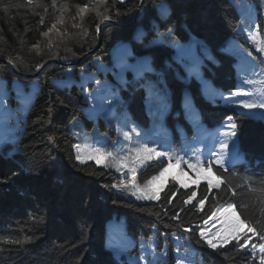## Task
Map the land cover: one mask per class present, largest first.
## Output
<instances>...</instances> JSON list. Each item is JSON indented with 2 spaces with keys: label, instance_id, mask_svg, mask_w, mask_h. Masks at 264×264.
I'll use <instances>...</instances> for the list:
<instances>
[{
  "label": "trees",
  "instance_id": "16d2710c",
  "mask_svg": "<svg viewBox=\"0 0 264 264\" xmlns=\"http://www.w3.org/2000/svg\"><path fill=\"white\" fill-rule=\"evenodd\" d=\"M245 1L251 6L247 10L240 7V0H125L123 4L118 0H55V7L53 0H33L32 4L28 0H0V78L10 86L14 80L38 84L21 121L18 141L0 148V238L22 241L14 244L0 239V264H129L128 256L140 257V242L150 239L164 254L158 264H176L175 238L180 235L193 245V264H259V251L253 253L251 248L252 243H260L258 237H253L243 251H237L235 241L217 251L209 248L199 232L213 212L228 204L247 201V210L238 207L241 219H264L259 200L252 198L243 185L245 178L253 186L264 182V117L243 115L246 112L223 98H207L201 82L188 73L191 67L201 68L204 77L220 87L223 95L240 88L236 57L223 46L234 37L250 49L240 34L244 20L255 25L254 34L260 29L262 38L257 37L264 39V0ZM160 3L169 8L166 18L159 14ZM84 5L89 11L78 16L77 6ZM105 14L112 19L101 23ZM61 19L63 24L59 23ZM52 24L58 31L43 36ZM169 28L174 40L168 38ZM120 43L130 44L134 58L149 56L153 72L143 78L129 75L125 85L119 87L121 98L115 103L114 115L95 121L84 113L88 102L80 85L61 88L53 81L65 79L68 70L76 78L94 72L99 79L108 76L114 80L110 74H102L95 63L113 67L112 50ZM10 58L17 72L5 63ZM38 64L43 65L42 72L30 78L40 70ZM148 77L167 87L169 111L164 121L179 150L184 137L191 139L197 134L184 111L186 92L198 108L205 129L229 123V116L233 118L238 150L244 156L242 162L229 168L239 174L234 180L241 185L237 195H224L215 189L208 193L207 182L197 186L183 183L187 187H182L172 178L157 200L128 198V190L119 188L132 183L131 172L75 160L74 144L98 141V137L79 141L75 131L108 136L105 148L114 153L117 123L122 116L129 114L132 120L148 122L143 81ZM89 87L93 89L92 84ZM161 167L159 161L146 164L135 173V183L143 184ZM193 191L197 197L186 205L184 201ZM170 193H175L172 203H168ZM205 195L209 198L201 209L197 205ZM177 213L179 220L172 219ZM115 218H123L127 233L137 240L134 248L121 255L115 254L107 242L108 223ZM184 228H191V232L185 233Z\"/></svg>",
  "mask_w": 264,
  "mask_h": 264
},
{
  "label": "rangeland",
  "instance_id": "374dc122",
  "mask_svg": "<svg viewBox=\"0 0 264 264\" xmlns=\"http://www.w3.org/2000/svg\"><path fill=\"white\" fill-rule=\"evenodd\" d=\"M246 2L247 1L245 0H240V7L243 8V6H247L248 4ZM249 7H251L250 4ZM253 26L254 24L248 20H244L240 25V34L244 36L247 43L250 45V49L245 47L240 39L234 37L231 38L223 46L224 50L227 53L232 54L236 57L234 66L239 84H241V81H244V79H252L256 81L264 80V53L256 51L257 44L264 46V39L260 40V42L256 44V41L253 40L250 36V33L254 34L252 28ZM257 36L260 39L262 38L260 29L257 31ZM249 52L252 53L251 56L248 55ZM133 56L134 55L131 51L130 44L120 43L116 45L112 50V61L114 64L113 67H108L101 62L95 63L102 74H110V76L114 80H111L108 76H105L104 79H99L98 75L94 72L80 74L79 77L76 78L73 75L72 70H68L66 72L65 79H56L53 82L55 85L61 88L70 87L72 84L80 85L83 89V95L88 102V107L85 108L84 113L89 118H92L96 121L98 117H111L115 112L116 101L121 98L119 87L125 85L129 75H132V77L134 78H143L147 76L148 73L153 72L149 56L138 58H134ZM188 73L196 77V79L201 82L202 92L207 98H223L224 92L222 91V89L214 85L209 81V79L204 77L201 72V68L191 67L189 68ZM143 81L145 82V111L147 115L150 116V118L148 119L147 123L142 124L140 120L130 119L129 114L122 116L117 123V142L112 147V150H114V154H128L131 149L139 146V144L149 142V147L154 146L158 151L167 150L173 156L178 155L183 157L184 148H181V150H179L175 146L170 134V129L164 121L165 115L169 111L167 101V87L164 85H160L155 81H152L150 77H148L147 79H143ZM91 84L93 85V89L89 87ZM240 87H243L245 91L257 93L256 97L254 98H260L259 93L261 91V85L259 83H257L256 85H248L242 82V85ZM4 88H8L9 90L6 94H0V147H2V145L5 143H16L18 141L22 126L21 124H17L15 120H10L8 117H16L18 114L20 115L22 112H24L25 109L31 106L33 99L38 91V84L33 80L30 81L28 85L20 80H14L13 82H11L10 86L8 85V82L6 80L0 78V90ZM239 99L240 98L238 97H233L228 101V104L242 112L250 114L253 117H264V109H254L249 113L247 109H243L239 106ZM12 101H16V103L12 104ZM184 111L188 120L191 122L193 127L196 128L198 121L201 122V116L198 108L192 100V97L187 92L184 95ZM227 124L228 122H226L223 132L219 136L220 139H223V133L227 131ZM132 128H136V133H132V138L130 140L126 139L123 133L125 131H130ZM180 131L183 132L182 127H180ZM75 133L76 138L79 141H86L87 139L98 137V141L89 146L100 147L106 150L105 145L109 141L108 136H96L89 132L85 133L75 131ZM137 133H139V135H137ZM186 139L187 137H184L183 139L182 145H184V147L187 145V143L185 142ZM233 139L236 140V149L234 154L226 156L229 164L242 162L244 160L243 154L238 150L237 136ZM216 151H219V146L216 148ZM183 158L185 160H188L185 157ZM160 159L166 158H154L150 162L159 161ZM211 159L213 160L214 157L211 156ZM91 161L95 162V160L86 159V162ZM105 162L106 158L102 159V162L100 164H97L96 162L95 163L99 166H102ZM150 162L139 164L136 168L135 173ZM180 166H183V171H181ZM180 166H176L175 162H173L172 166L168 168V172L165 173V177L160 181H157L153 187L160 193L166 187L168 180L172 178L176 179L179 182L186 183L187 185L197 186L202 182H206L203 174H195V170L189 169L186 164L182 163V165ZM129 167L130 165L124 167L122 171H129ZM112 169L115 170V168ZM125 196L128 198L136 197L131 194V191H126ZM220 223L221 221H217L215 217H212L208 221V223L205 224L203 229H207L210 236L212 232H215L220 227ZM124 239H127L132 243V247H130L128 250L134 248L137 245L136 238L127 233L123 218H115L111 220L108 223L107 242L108 246L115 254H117V251L114 245L118 244L121 240ZM217 239H219V237H217ZM139 248L140 256H145L146 261L155 260V264H158L157 260L164 257L163 253H160L156 250V242L154 241V239H150L147 241L142 240L139 244ZM124 252H120L117 255H121ZM129 258L136 257L130 255L128 256V259ZM196 264H198V262H196Z\"/></svg>",
  "mask_w": 264,
  "mask_h": 264
},
{
  "label": "snow or ice",
  "instance_id": "6c2138e0",
  "mask_svg": "<svg viewBox=\"0 0 264 264\" xmlns=\"http://www.w3.org/2000/svg\"><path fill=\"white\" fill-rule=\"evenodd\" d=\"M96 2H100V0H96ZM120 4H123L125 0H118ZM29 4L33 3V0H28ZM19 6V5H14ZM53 7H55V0H53ZM78 11L77 15L83 17L89 11V6H77ZM159 10V14L162 18H166L169 15V8L166 4L160 3L157 5ZM47 10V9H45ZM99 14V13H97ZM75 19V18H73ZM112 19L111 15H103L101 23L105 21H109ZM41 23H43V18H41ZM59 23L63 24L64 21L61 19ZM73 27H79L78 24H74ZM54 30H57V25L52 24L51 27L48 28L47 31L43 32L42 35L48 37L50 33ZM97 30H99V24L97 25ZM168 38L174 40L172 29L168 30ZM143 35V34H141ZM250 36L253 40L257 39V35L250 33ZM161 39H163V34H161ZM38 49V45H35ZM256 51L260 53H264V46L257 44ZM249 56L252 55L251 52L248 53ZM9 63H13L12 59H9ZM43 65H37V70H39ZM150 70V69H146ZM244 84L248 85H256L259 83L261 85V91L259 93L260 98L256 99L257 93L245 91L243 87L237 88L235 91L230 93L229 95L232 97L240 98L238 100V104L241 108L247 109L249 113L254 109H264V80L256 81L252 79H244ZM227 103V100L225 101ZM243 115H247L248 113H242ZM229 123L226 125L227 131L223 133V139L218 140L219 151L210 153L211 156H214V160H208L207 167L204 166L205 161L201 160L197 157L195 163L191 160H185L182 156H173L169 151H158L156 147H149V142H144L139 144V146L130 150L128 154L120 155L114 154L111 151H106L100 147H91L87 144H74L72 147L76 150L75 160L80 164H84L87 160H95L97 164L102 162V159H107V163H104V167H112L115 168L117 172L122 171V169L126 166H129V171L133 174V180L131 184H123L120 186L119 191L128 190L131 191V194L136 196L137 199H148V200H157L159 199V191L155 189L153 186L157 181H160L165 177V173L168 172V168L172 166L173 160H175V165L180 166L182 163L186 164L189 169L195 170L198 174H203L206 182H207V190L208 193H211L213 189L219 190L223 192L224 195H237L236 189L241 187L239 184H234V180L238 178V173L235 171L229 170L226 166V156L232 155L235 153L236 149V140L233 139L237 136V124L232 122V117L227 118ZM132 133H136V128H132L130 131H125L123 133L126 139L132 138ZM139 135V133H137ZM50 140L53 138L50 137ZM85 153V154H82ZM134 153V155H133ZM154 158H166L167 163H164L163 159L159 160V163L163 165L160 168L159 172L155 175L150 176L146 179L143 185H138L135 183V171L139 164H144L145 162H150ZM216 168V171H213V168ZM183 171V169H181ZM243 185L247 186L248 193L252 194V198L259 200L261 204V216L264 217V182H261L259 186H253V182L249 179L245 178L243 180ZM182 187H187L181 182ZM223 186V187H222ZM134 189V190H133ZM175 193H170L168 197V203H172V196ZM197 197V193L193 191L191 195L188 196L187 200L184 203L187 205L195 200ZM208 195L203 196L199 202L197 207L203 208L205 201L208 199ZM215 199V197H214ZM115 203V201H114ZM238 207L240 209L247 210L250 207L249 202L245 201L241 204H228L227 207H222L217 210V212H213V217L217 221H221L220 227L212 232L209 236V232L207 229H201L199 232V236L202 240H204L209 248L213 250H219L224 245L228 244L230 241L236 242L237 251L245 250L249 242L253 239V237H258L260 243H252L251 248L253 253L256 250H259V264H264V219H255L250 220L247 218L241 219V213L238 211ZM142 211V209H141ZM180 211H183L181 209ZM174 220H179V213L172 217ZM205 224L208 223L207 220L204 221ZM246 229V231H245ZM183 231L185 233H190L191 228H184ZM219 237V239H217ZM5 239V238H0ZM26 240H31V237H26ZM6 243H14L20 244L22 241L20 240H10L5 239ZM117 254L120 252L127 251L130 247H132L131 241L124 239L121 240L118 244L114 245ZM142 261H145V264H155V260H147L145 256L141 255L138 258H129V264H141ZM176 264H184V259H178Z\"/></svg>",
  "mask_w": 264,
  "mask_h": 264
},
{
  "label": "crops",
  "instance_id": "0c3cea01",
  "mask_svg": "<svg viewBox=\"0 0 264 264\" xmlns=\"http://www.w3.org/2000/svg\"><path fill=\"white\" fill-rule=\"evenodd\" d=\"M247 8L249 7L246 6L245 10H247ZM252 28L254 29L255 25ZM224 126L225 124L220 125L214 129L207 130L204 128L203 124L200 121H198L197 127H196V130H197L196 136L191 139L187 138L185 140V142L187 143L185 147L184 145H182L183 146L182 148H184L183 157L187 158L188 160H191L193 163H195L197 160V157H199L201 160L205 161L204 166L207 167L206 162L211 159L210 153L217 152L216 148L219 146L217 141L220 140L219 136L223 132ZM21 133H22V130L19 133V137ZM173 162H175V160H173ZM103 166L104 165H102L101 167ZM226 166L230 168L232 164H229L227 161ZM180 168L182 169L183 166H180ZM195 174H198V173L195 172Z\"/></svg>",
  "mask_w": 264,
  "mask_h": 264
},
{
  "label": "built area",
  "instance_id": "2783aa9c",
  "mask_svg": "<svg viewBox=\"0 0 264 264\" xmlns=\"http://www.w3.org/2000/svg\"><path fill=\"white\" fill-rule=\"evenodd\" d=\"M253 11H254V8L252 7L251 10H250V14ZM255 41H256V44H257V43L260 42V39L257 37V39ZM8 90H9L8 88L7 89L6 88L1 89L0 90V94H2V93L6 94V93H8ZM230 93H232V92H227V93H225L223 95V100L224 101H226V100L229 101L231 98H233L232 96L229 95ZM29 108L25 109L24 112H22L20 115L18 114L16 117H14V116L12 117L11 116V117H8V118L10 120H15L17 124H21V121L25 118V115H26L27 111L29 110ZM175 239H176V241L178 243V247H177V250H176V253L178 255V259L183 258L184 259V264H193V262H194V254L191 252V249L193 248V245L191 244V242L188 241L187 238L185 236H183V235L177 236Z\"/></svg>",
  "mask_w": 264,
  "mask_h": 264
},
{
  "label": "water",
  "instance_id": "95a60500",
  "mask_svg": "<svg viewBox=\"0 0 264 264\" xmlns=\"http://www.w3.org/2000/svg\"><path fill=\"white\" fill-rule=\"evenodd\" d=\"M14 72H17L15 66L9 62H5ZM42 72V68H40V70L38 71V73L31 75L30 78H34L36 76H38L40 73Z\"/></svg>",
  "mask_w": 264,
  "mask_h": 264
}]
</instances>
